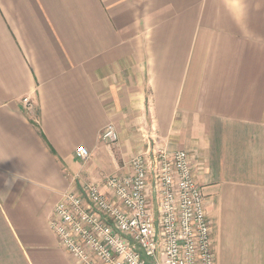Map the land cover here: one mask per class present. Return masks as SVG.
<instances>
[{
  "label": "crops",
  "instance_id": "crops-1",
  "mask_svg": "<svg viewBox=\"0 0 264 264\" xmlns=\"http://www.w3.org/2000/svg\"><path fill=\"white\" fill-rule=\"evenodd\" d=\"M151 149L189 154L214 264H264V0H0V264H77L55 204Z\"/></svg>",
  "mask_w": 264,
  "mask_h": 264
},
{
  "label": "built area",
  "instance_id": "built-area-1",
  "mask_svg": "<svg viewBox=\"0 0 264 264\" xmlns=\"http://www.w3.org/2000/svg\"><path fill=\"white\" fill-rule=\"evenodd\" d=\"M22 102L32 111L28 98ZM100 139L112 147L114 127L105 126ZM86 161L89 151L77 147ZM130 176L109 175L102 184H86L82 195L64 193L55 204L49 230L77 264H214L210 224L204 196L184 151L134 156ZM152 181L156 209L148 196Z\"/></svg>",
  "mask_w": 264,
  "mask_h": 264
},
{
  "label": "rangeland",
  "instance_id": "rangeland-1",
  "mask_svg": "<svg viewBox=\"0 0 264 264\" xmlns=\"http://www.w3.org/2000/svg\"><path fill=\"white\" fill-rule=\"evenodd\" d=\"M157 150L165 151V150H163V149H151L150 152H149V154H152L154 151H157ZM165 152H167V151H165ZM167 153H169V152H167ZM138 155H139V154H138ZM154 211H155V209H154Z\"/></svg>",
  "mask_w": 264,
  "mask_h": 264
}]
</instances>
